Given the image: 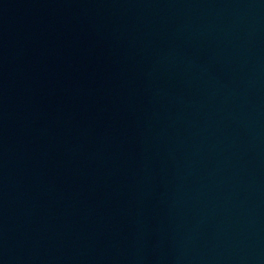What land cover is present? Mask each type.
I'll return each mask as SVG.
<instances>
[{"label":"water","instance_id":"obj_1","mask_svg":"<svg viewBox=\"0 0 264 264\" xmlns=\"http://www.w3.org/2000/svg\"><path fill=\"white\" fill-rule=\"evenodd\" d=\"M0 264H264V0H0Z\"/></svg>","mask_w":264,"mask_h":264}]
</instances>
